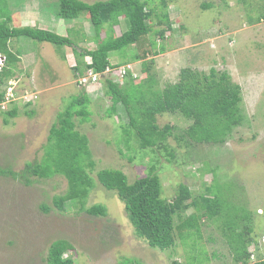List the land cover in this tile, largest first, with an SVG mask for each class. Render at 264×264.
I'll use <instances>...</instances> for the list:
<instances>
[{
	"label": "rangeland",
	"instance_id": "obj_1",
	"mask_svg": "<svg viewBox=\"0 0 264 264\" xmlns=\"http://www.w3.org/2000/svg\"><path fill=\"white\" fill-rule=\"evenodd\" d=\"M147 7L154 11L151 32L126 50L110 53V64L129 72L134 85L145 78L141 69L147 64L159 90L178 82L182 69L205 75L211 69L225 72L240 88L244 123L233 129L224 144H196L181 136L191 121L178 113H164L156 116V123L173 128L167 140L172 157L162 149H142L127 128L120 104L107 115L111 102L103 83L91 88L78 84L70 47L11 40V52L21 55L2 87L4 93L11 88L13 99L0 112L15 105L17 115L4 125L0 113V168L19 171L26 163L38 161L56 114L69 98L84 93L90 116L84 123L75 119V130L87 137L94 161L90 174L94 187L84 207L101 204L107 211L103 217H93L75 201L64 203L63 211H58L52 198L66 191V180L58 175L34 178L30 186L0 176V264H45L47 250L57 240L71 245L62 258L72 259L73 264H121V260L124 264H240L235 260L236 244L227 237L239 232L248 262L264 259V0H148ZM57 9V0H0V16L10 13L9 26L38 27L60 36L72 28L70 37L78 48L95 49L87 14L68 22L56 17ZM163 13L168 14L170 30L164 21L158 25ZM126 28L120 18L112 35L119 36ZM158 29L166 30L162 39L155 33ZM106 30L104 26L100 37ZM159 49L162 53L153 56ZM89 61L85 57L84 62ZM151 166L162 199L172 201L184 184L196 200L212 187L223 202L215 217L199 211L197 226L184 233L180 224L194 208L175 216V244L164 251L150 248L135 235L123 203L95 178L100 170H118L130 184ZM42 204L49 211H42Z\"/></svg>",
	"mask_w": 264,
	"mask_h": 264
},
{
	"label": "trees",
	"instance_id": "obj_2",
	"mask_svg": "<svg viewBox=\"0 0 264 264\" xmlns=\"http://www.w3.org/2000/svg\"><path fill=\"white\" fill-rule=\"evenodd\" d=\"M57 1L56 17L59 19L75 22L81 14H87L94 34L95 49L78 48L70 37L72 28L66 30V36H60L38 27H11L10 13L0 16V55L4 57L3 66L0 68V105L4 100L2 87L12 77L11 68L19 62L21 55L19 52L12 53L8 44L11 40L26 38L38 43H49L57 49L70 47L75 60L72 70L77 79L89 70L101 75L104 95L111 102L107 115L111 116L115 106L120 104L127 117V128L134 133L142 149H162L172 157L171 151L168 152L167 140L172 136L173 128L168 124L159 127L156 123V116L164 113H178L191 121V125L181 136L196 144H224L233 129L244 123L245 115L239 106L240 88L230 82L225 72L217 74L211 69L209 74L205 75L182 69L178 82L168 84L160 90L155 87L156 80L150 74V66L145 63L141 69L145 78L135 85L129 72L124 76L127 80L122 85H119L111 74L104 75L107 69L120 67L110 64V53L126 50L151 32L149 22L154 16V11L147 7L148 0H105L93 3L80 0ZM120 18L127 28L115 37L112 35V28L120 23ZM168 19V14L163 13L158 25L164 21L166 30H170ZM104 26H107V30L102 38L100 34ZM166 30L158 29L155 33L162 39ZM161 53L162 49H159L152 55ZM85 57L90 59L89 63L84 62ZM137 58L138 56H135L133 59ZM88 104L89 98L84 93L69 98L62 110L56 114L55 121L48 131L41 158L26 163L19 171L0 168V176L18 181L24 186L33 184L34 178L50 179L56 175L61 176L66 180V191L52 198L53 207L63 211L64 203L75 201L88 215L103 217L107 211L105 206L93 204L88 208L84 207L94 187V180L90 176L94 170V161L87 137L75 130V119L80 123L89 119ZM0 113L2 123L8 125L9 119L16 117L17 108L13 105L10 110ZM95 178L104 189L115 192L123 203L135 235L144 240L150 248L161 251L175 244V216L190 207L194 208V213L180 224L183 229L181 232L184 233L185 230H190L188 228L197 226L199 211L210 218L217 216L223 208L220 194H213L212 187L206 188L205 194L196 200L192 198L189 188L180 184L172 201L162 199L160 181L152 166L144 177L130 184L127 177L118 170H100ZM40 209L49 211V207L43 204ZM227 237L231 244H236V262L264 264V259L248 262L250 256L245 251L241 232ZM238 246L240 251L237 250ZM69 249L71 245L65 240L52 242L47 250L45 264H73L72 259L62 258ZM121 261L120 263L124 264Z\"/></svg>",
	"mask_w": 264,
	"mask_h": 264
},
{
	"label": "built area",
	"instance_id": "obj_3",
	"mask_svg": "<svg viewBox=\"0 0 264 264\" xmlns=\"http://www.w3.org/2000/svg\"><path fill=\"white\" fill-rule=\"evenodd\" d=\"M3 63H4V57L0 55V68L3 66ZM108 74H111V76L118 82L123 80L124 76L126 75V71L122 67L113 70L107 69L104 72V75H108ZM100 79H101V75L93 73L92 71L89 70L85 75L78 77L77 82L79 85L83 87L91 88L95 84H97L100 81ZM12 99H13V94L11 88L10 87L5 88L4 100L0 105V108H2L5 104L11 102Z\"/></svg>",
	"mask_w": 264,
	"mask_h": 264
}]
</instances>
